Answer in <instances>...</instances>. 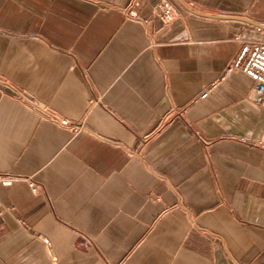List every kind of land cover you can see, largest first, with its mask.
<instances>
[{
	"label": "crops",
	"instance_id": "obj_1",
	"mask_svg": "<svg viewBox=\"0 0 264 264\" xmlns=\"http://www.w3.org/2000/svg\"><path fill=\"white\" fill-rule=\"evenodd\" d=\"M132 1L0 0V264H264V0Z\"/></svg>",
	"mask_w": 264,
	"mask_h": 264
},
{
	"label": "built area",
	"instance_id": "obj_2",
	"mask_svg": "<svg viewBox=\"0 0 264 264\" xmlns=\"http://www.w3.org/2000/svg\"><path fill=\"white\" fill-rule=\"evenodd\" d=\"M141 6L139 0H133L124 10L125 14L133 17L137 21L147 22L144 20L138 12V8ZM179 13L177 12L173 2L171 0H160V2L152 10V18L162 21L164 24H170L173 22ZM259 31L263 29L258 28ZM241 47L237 53L235 59L225 69V75H228L234 71H241L254 82V88L251 93L253 101L262 105L264 104V39L260 40H241ZM208 96V92L201 95L196 99L194 103H198L199 100L205 99ZM50 120L63 128H72L67 119H61L55 116L50 117ZM77 132V129L73 130ZM255 146L264 151V128L262 131V138L256 141ZM3 184H9L7 181H2ZM29 187L33 192H37L38 186L34 182L29 183ZM3 205L0 201V213L2 212ZM43 243L47 249L51 247L50 240L43 239Z\"/></svg>",
	"mask_w": 264,
	"mask_h": 264
},
{
	"label": "water",
	"instance_id": "obj_3",
	"mask_svg": "<svg viewBox=\"0 0 264 264\" xmlns=\"http://www.w3.org/2000/svg\"><path fill=\"white\" fill-rule=\"evenodd\" d=\"M257 26L264 30V25L258 24Z\"/></svg>",
	"mask_w": 264,
	"mask_h": 264
}]
</instances>
